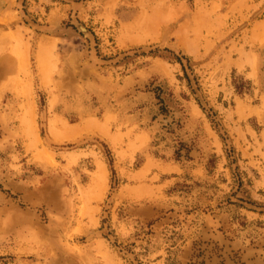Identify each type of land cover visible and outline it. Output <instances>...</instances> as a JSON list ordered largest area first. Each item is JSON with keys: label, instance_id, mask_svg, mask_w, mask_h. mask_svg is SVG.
Instances as JSON below:
<instances>
[{"label": "rangeland", "instance_id": "374dc122", "mask_svg": "<svg viewBox=\"0 0 264 264\" xmlns=\"http://www.w3.org/2000/svg\"><path fill=\"white\" fill-rule=\"evenodd\" d=\"M0 264H264V0H0Z\"/></svg>", "mask_w": 264, "mask_h": 264}, {"label": "bare ground", "instance_id": "6f19581e", "mask_svg": "<svg viewBox=\"0 0 264 264\" xmlns=\"http://www.w3.org/2000/svg\"><path fill=\"white\" fill-rule=\"evenodd\" d=\"M81 29V28H80ZM85 33H86V31H85ZM88 33V32H87ZM163 67H165V66H163ZM165 69V68H164ZM166 71H168V69H167V67H166ZM170 72V71H169ZM166 74H168V75H171V74H169L168 72H166ZM194 112V111H193ZM197 115V114H196ZM207 132V131H206ZM208 134V133H207ZM101 169V168H100ZM101 171H102V169H101ZM217 237H218V235H217Z\"/></svg>", "mask_w": 264, "mask_h": 264}]
</instances>
